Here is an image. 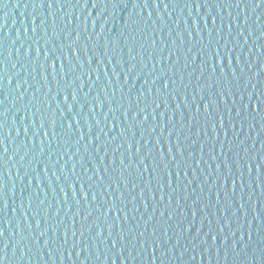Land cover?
<instances>
[{
  "label": "water",
  "instance_id": "1",
  "mask_svg": "<svg viewBox=\"0 0 264 264\" xmlns=\"http://www.w3.org/2000/svg\"><path fill=\"white\" fill-rule=\"evenodd\" d=\"M202 2L203 0H201ZM209 2L211 3L212 0ZM218 2L223 4L224 0H218ZM114 3L115 6L113 0H98L95 7L89 0L86 8L84 4H81L79 8L73 10L71 5L60 8V5L55 6V3L53 8L49 9L46 6L47 0H45L44 8L34 6L33 0H0V37L4 38V55L8 57V73L12 76L11 84H8L7 79L4 82L5 92L8 90L11 93L7 101L9 114L4 135L9 149L8 156L12 157L4 172L8 186L7 218L11 220V225L6 227L5 234L8 235L10 231L16 232L15 239H18L20 233L17 232V222L19 221L24 230V243L30 246L27 255L19 261V264H80V260L86 253H82L78 258L73 251L72 260H68L67 251L71 250V243L74 239L71 235L72 222L75 221L74 227L79 229L81 217L89 211V206L92 215L85 224L86 226L91 225V228L84 232L83 239L85 243H91L93 247L87 253L90 258L86 260L85 264H113V259H115V264H121L122 260L124 264H261L258 251L259 247H264V241L260 240L258 231L261 222L256 220V227H252V224L254 223L253 216L259 214L258 209H260L261 215H264V193L258 188L254 194H251L252 203L250 204L249 194L241 193L238 186L235 192L236 206L238 207L241 203L239 197L244 195L242 202L245 204L247 215L245 216L244 212H241L239 216L234 215L230 206L233 199L231 183L229 182L227 185L228 195L226 196L224 189L220 187V183L223 185L224 181L216 180L218 173L215 171V163L222 162L224 157L221 156L219 145L215 140L205 139V135H211L210 128L207 129L206 134L202 133L199 137L195 134L196 130L192 129V134L189 135L187 142L190 143L193 139L197 140L195 155L188 158L193 163L190 168L181 170V177L178 181L175 176L173 177L174 186L176 184L179 186L171 200H169V189L161 190L155 180L151 182L152 191L149 193L145 182L148 180L151 170L145 173L142 179L139 178L134 166L125 170L124 175L129 180L127 187L122 180H118V173L122 167L119 156L122 152L126 155V145L125 148H121L114 154L112 148L118 141L108 143L106 146L108 151L105 156L104 150L95 151V143L92 145L87 143L88 125L91 124L93 133L99 131L96 119L101 121L100 126L109 135H116L118 132V129H112L109 132L107 126L108 121L115 123V120L113 115L108 113L105 91L107 97L117 102L121 101V86H123V95L127 96L128 88L135 83V88L132 90L133 98L141 88L147 92V89L152 87L154 92L155 87L160 85L162 80H157L153 85L152 77L162 70L171 75L168 69L173 61H176L174 70L176 84L179 86L177 92L183 93V96L177 94L176 99L173 100L170 91L167 97L168 109L165 110L163 105L156 109L155 122L152 120L151 107L149 108L148 123L157 124L155 131L145 132L146 137H151V144L155 143L157 136L163 140V135H167V127L161 135L162 130L158 126L162 119L159 113L164 111L163 120L167 121L168 115L171 114L172 123L175 124L172 137L173 151L175 152V136L177 132L181 131V111L184 112L183 132L188 133L189 131L188 109L184 107V96L187 97V103L191 105L197 84L205 86L206 96L208 93L214 92L213 98L220 102L221 109L225 105L229 108L239 107L242 103L239 95H226L224 100L220 101V92L227 93L231 90L235 93L240 84L252 72L256 71L258 60L264 61V47H258V45H264V37H260L259 32L256 31L252 36H249L247 43L244 41V36L248 35L255 24V13L250 8H245L243 2L240 7L217 5L211 8L209 5L208 8L201 7L198 10L194 6L192 8L184 7L183 0L176 7L170 3L167 9L163 7V3L159 8L153 7L152 0H148L149 7L147 8L144 7L143 0H139L137 6L134 0H114ZM50 12L54 14L55 24H53V16L49 15ZM149 12L151 17H149ZM258 12L264 13V7ZM214 16L216 17L215 23H213ZM42 17L46 18L47 34L39 32L40 56L36 57L34 45L30 57H25L24 48L27 43L35 39L31 33L33 19L35 18V23L39 25ZM62 17L63 19H61ZM245 17H247V21ZM69 20L72 23H68ZM195 21L197 23H193ZM230 22L232 23L231 36L234 39L230 41L229 46L238 42V50L243 54L242 60L237 61V52L234 51L231 63L225 58L222 64H218L214 62V59L208 61L207 57L203 55L197 56L195 64L189 63L191 53L187 51L188 48L207 51L205 45L209 43L208 29H212L213 43L219 39L216 29H222L219 35L227 39V25ZM25 28L28 29L27 34L24 31ZM74 30L81 33L79 41L75 40L74 35H65L66 32L72 33ZM239 30H243L244 36L238 34ZM49 37H51V43L47 46L51 48L52 44H55L60 50V46L63 45L62 51L65 52V55L68 54L67 52L70 53V45L78 47L79 61L76 56L70 55L71 65L75 67L68 74L67 80L60 78V65L57 62L56 75L59 84L52 79L53 73L49 68L47 85H45V81L39 74V64L44 60V42ZM153 40L155 44L152 43ZM130 49L131 51H129ZM153 52L158 56L168 57V59L155 63L154 59H149ZM132 56H135V60L131 59ZM177 57H179L178 61ZM90 60L91 64L88 63ZM117 60H121L122 63H117ZM202 62L204 63V73L202 78L197 81L196 76L200 74L199 69ZM51 63L50 60L49 64ZM64 63L66 69L71 66L68 60H65ZM81 63L83 68L80 66ZM131 63H135L137 68L129 73L128 83H125L124 75ZM154 64L155 68L153 69ZM185 64L188 66L184 67ZM213 67L216 69L215 72L212 71ZM33 68L36 69L35 72H33ZM193 68L196 71L189 77L188 73ZM135 72L141 73L138 80L131 79ZM233 72L237 74L238 79H233ZM181 73L184 76L183 84L179 79ZM76 75H80L84 81L82 91L79 89L80 81H76L73 86L77 88V98L82 105L79 126L85 133V139L76 144L78 133L75 131L70 134V139L68 135L64 136L67 143L52 139L51 132L48 137H44L43 130L36 131L32 125L33 119L36 120L37 127L39 124L40 113L35 112V109L40 108L41 112L45 114V118L49 112H55L58 122L64 121L65 118L71 119L78 108L72 101L71 88L67 86L72 83V79ZM97 76H99V80L96 79ZM26 77L27 84L24 83ZM189 79H191V84H189ZM18 80L20 87L16 88ZM145 80H148V84H144ZM93 82L95 83L93 84ZM252 82L255 83L254 80ZM37 87H39L38 92L36 91ZM65 89L69 92L67 102L64 100ZM102 89L105 91H101ZM248 90H251L250 85ZM20 92H24L25 96L22 99H16ZM85 92L88 93L86 98ZM98 92L106 102L102 107L95 106L94 112H92L89 106L94 104V98ZM113 93H115L114 96ZM34 94L36 97L33 101L34 106H30L28 101ZM54 94L55 98H53ZM149 102L151 103V101ZM133 103H135L134 100ZM177 103L180 105L179 109H177ZM67 104L74 105L72 113L67 112ZM60 109L65 110V116L60 115ZM122 111L123 109L117 105L116 117L120 120H123ZM105 113H108L107 121H105ZM94 116L95 118H93ZM72 123L73 129H76V121L73 120ZM26 124L29 127L27 134L24 132ZM56 130L59 137L62 129L57 127ZM257 130L249 133L245 126L244 135L249 137L246 143L251 144ZM217 131L220 132V139L223 140V130L218 127ZM103 138L106 139V137ZM240 138L244 139V136ZM136 139H139V134ZM228 139H233L231 129H228ZM50 140L51 144H49ZM202 140L204 142L203 162L197 166L194 161L200 159L199 145ZM181 143L183 144L185 141L182 139ZM210 146H214L216 149L217 161L209 159L211 154L208 148ZM41 147H43V152H41ZM160 147L166 154L168 144L162 143ZM226 149L227 146H225V155H227ZM156 152L157 149H154L153 155ZM113 155L116 157V172L113 173V180H117V183H112L111 188L107 190L102 184H95L93 190L97 194V200H91L90 191L88 200L85 201L81 198L79 191L81 182L87 184L85 169H87V175H91L95 179L97 167L103 174L104 164L108 163V159ZM101 156H104V163L100 162ZM21 157L24 159L21 160ZM125 163L128 161L125 160ZM61 165H64L63 170ZM73 165H75L76 175L81 177L80 181H76V176L72 175ZM184 171L188 172L187 177L183 176ZM173 172H175L174 168ZM69 182H74L77 190L76 196L80 199L79 204L73 199L72 189L68 187ZM108 182L106 178L105 183ZM133 184H136V187H133ZM141 187H144L143 195L140 192ZM62 188L64 192H61ZM120 193H123V199L127 204L126 218L125 214L121 212L120 220L116 223V214L109 213V218L105 221L102 214L103 206L113 197L119 203ZM29 196H31V205H29ZM133 196H135V200L132 199ZM161 196H163V200H161ZM97 204L101 205L100 209L97 208ZM251 207L253 211H251ZM78 209L79 214H77ZM34 212L38 215H34ZM170 213L171 218H169ZM37 219L41 222L39 228L36 227ZM109 224L113 225L111 229L108 227ZM0 225H2V221H0ZM48 225L60 230L58 233L60 241L63 240L64 230H68L69 243L63 249L58 248L60 241L44 244V240L51 235V231L49 230L43 237L39 236V232ZM222 226L223 230L219 231ZM121 227L126 237L125 242L120 241ZM129 227H132V232L128 231ZM153 227L156 229L155 237L152 236ZM97 228L103 229L99 237L96 236ZM141 230H146V236L149 239L170 241L168 247L172 250L168 251V247H166L164 249L166 255H162L160 249L153 253L151 248L142 247L138 243ZM109 231L112 233L111 236L108 235ZM249 232H251L252 244L246 255L241 256L226 247V243L231 244V241L234 238L239 239L241 234L247 240ZM213 236H216L217 239L213 240ZM224 236H227V242L222 239ZM37 237L38 239H35ZM76 238H80L79 231H77ZM10 239L13 238L10 237ZM34 240L35 242H33ZM112 240H117L116 247H112ZM11 248L10 243L9 259L12 264H16V261L19 260V250L13 257ZM121 248L123 249L122 253L118 251ZM253 250H256L255 253ZM61 252L65 257L63 261L59 258ZM153 255L156 257L155 260L152 259Z\"/></svg>",
  "mask_w": 264,
  "mask_h": 264
},
{
  "label": "snow or ice",
  "instance_id": "2",
  "mask_svg": "<svg viewBox=\"0 0 264 264\" xmlns=\"http://www.w3.org/2000/svg\"><path fill=\"white\" fill-rule=\"evenodd\" d=\"M181 0H152V6L159 8L161 6V3H163V7L167 9L169 7V4L171 3L173 7H176L179 5ZM243 2L245 8H250L253 13H255V24L251 31H249L247 36H244L243 30H239L238 34L240 36H244V41L247 43V40L249 36L253 35V32L258 31L260 37H264V13L258 12L259 9L264 7V0H224L223 4L219 3L218 0H212L210 3L209 0H203L201 3V0H183V6L187 8H192L193 6L198 10L201 7L208 8L209 5H211V8L216 7L217 5H220L221 7H240V4ZM60 5V8H63L64 6L69 7V5L72 6L73 10L79 8L81 4L85 5V8L89 4V0H47V8L52 9L53 6ZM98 0H91V4H93L95 7L97 6ZM135 5L139 3V0H134ZM113 4L115 6L114 0ZM144 7H149L148 0H143ZM34 6H39L40 8L45 7V0H33ZM49 15L53 16V24H55V17L53 13H49ZM149 17H151V13L149 12ZM63 19V17L61 18ZM78 19V18H77ZM216 17H213V23H215ZM245 20L247 21V17H245ZM68 23H72V21H68ZM193 23H197L196 21ZM207 23V22H205ZM46 24V18L42 17L40 19L39 25L35 23V18L33 19V24L31 27V33L35 37L31 42L27 43V46L24 48V56L30 57L31 50L33 46L35 45V52L36 57L39 58L40 52H41V44H40V36L39 32H44L47 34V27ZM228 38L226 39L224 36L219 35V33L222 31V29H216V32L219 36V39L213 43L212 42V29H208L209 32V43L205 45V48L207 51H204L203 49L200 50H193V48H188V52L191 53V59L189 63L195 64L197 60L198 55H203L207 57L208 61H213L218 64H222L223 60L225 58L228 59V62L231 63L232 60V54L233 52H237L236 59L237 61H241L243 58V54L239 52L238 50V42L237 44L229 46L230 41L234 38L231 36L232 32V23L230 22L228 25ZM87 29L85 28V31ZM25 33L27 34L28 29H24ZM199 31V30H198ZM55 34V33H54ZM19 36V33L17 34ZM66 36L68 35H74L75 40L79 41L81 39V33L78 30H74L72 33H65ZM201 40H203V37H201ZM51 43V37L47 38L44 42V60L39 64V74L41 75V78L45 81V85H47L48 80V69L51 68L53 76L52 79L56 80L57 84H59V80H57V69L56 65L57 62H59V76L61 79L67 80L68 74L71 73L74 69V65H71L70 55L76 56L77 61H79V48L75 46L70 45V53L65 55V52L62 51L63 45L60 46V50H58L57 46L55 44H52V47L49 48L47 45ZM153 44H155V41H152ZM143 47V46H141ZM258 47H264V45H258ZM131 51V49L129 50ZM10 55V54H9ZM19 55V53H17ZM132 60H135V56L131 57ZM149 59H154L155 63H160L164 59H168V57L164 56H158L154 52L152 55H150ZM52 61L51 64H49V61ZM65 60L69 61V64L71 65L67 69L65 68ZM179 60V57H177V61ZM91 60L88 61L89 64H91ZM117 63H122L121 60H117ZM176 61H173L172 64L169 66L168 72L171 73V75H168V73L164 72L163 70L152 77V84L155 85L157 80H162V83L155 87V91L153 92V88L149 87L147 89V92L143 88L139 90V92L135 95L133 98L132 90L135 88V83L130 85L128 88V95H123V86H121V101L117 102L112 100L110 97H107V93L105 90V97L107 99V106H108V113H111L113 115V118L115 120V123L108 121L107 126L109 128V132L112 131V129H118V132L116 135H109V133L104 132V128L101 127V121L99 119H96V125L99 128V131L93 133V129L91 124L88 125V145H92L95 143V151L100 152L101 150H104V155H107V144L110 142H116L115 146L112 148L113 153L119 152L121 148H125V152L120 153L119 161L120 165L122 167L120 168V171L118 173V180H122L127 187L129 180L128 177L124 175L125 170L135 167L138 176L140 179L143 178L145 173H148L150 171V175L148 177V180L145 182V184L148 186L149 193H151V182L153 180L156 181L157 185L160 187L161 190L167 188L169 189V200L172 199L173 194L177 191V187L179 186L176 184L174 186V179L175 176L176 181H178L181 177V170L187 169L192 166L193 161L189 160V157H193L195 155V145L197 144V140L193 139L190 143H188V137L192 134V129L196 130V135L199 137L202 133L207 132V129H211V135L207 136L205 135V139L215 140L216 143L219 145L221 156L224 157L222 162L217 161L216 157V149L214 146H210L208 148L209 153L211 154L209 159L212 161H217L215 163V171L218 173L216 180H223L224 184L220 187L224 189V193L227 196L228 195V183L230 182L232 187L231 191L233 193V199L230 202V206L234 211L235 216H239L241 212H244L245 216L247 215V211L245 210V204L242 202L244 200V195H241L239 197L241 203H239V206H236V200H235V192L237 190V187L239 186V190L241 193L247 192L249 194V202H251V194H254L257 189L259 188L262 193H264V135H261V133H264V61L258 60L257 62V69L256 71L252 72L250 76H248L243 83L240 84L239 88H237L236 92L233 93L231 90L227 93H224L223 91L220 92V101H223L225 96H232V95H239L240 99L242 101L241 105L239 107H233L229 108L227 105L224 106L223 109H221L220 102L213 98L214 92H210L207 94V96L204 93V85L197 84L193 96H192V104L189 105L187 103V97L184 96L185 104L184 107L188 109V118H187V125L189 126L188 133L183 132L184 128V112H180L181 116V131L176 133L175 136V152L173 151V132L175 130V124L172 123L173 117L171 114L168 115L167 121L163 120V117L165 115L164 111H161L159 113L160 117L162 118L159 122V127L161 128L162 132L161 135H163V130L167 127V135H163V140L160 136H157L155 139V143L151 144V137H146L145 132H151L155 131V128L157 126L156 123L149 124V108L151 107V116L153 122L156 121V109L161 108L163 105L164 109H168V93L171 91V99L175 100L177 94L182 95L183 93H178V85L176 84V72L174 70V65ZM81 68H83V64L81 63ZM188 65L185 64L184 67H187ZM13 67H15V64H13ZM137 68V65L135 63H131L128 66V71L125 72L124 75V82L128 83L129 80V73L133 72ZM155 68V64L153 65V69ZM36 69L33 68V72H35ZM196 69L193 68L191 72L188 73L189 77L192 76L193 72H195ZM212 71L215 72L216 69L213 67ZM200 74L196 76V80L199 81L204 73V63L202 62L199 69ZM141 73L135 72L134 75H132V80H138L140 78ZM232 77L234 80L238 79L237 74L233 72ZM5 79H7L8 84H11L12 82V76L8 73V57H5L4 55V38L0 37V221H2V225H0V264H12V261L9 259L8 250L9 245L11 243L12 248V254L13 257L16 256L17 251L19 250V260L16 261V264H19L20 260H23L25 256L27 255V252L30 250V246L28 244L24 243L25 236H24V230L20 226L19 221L17 222V232L20 233L19 238L15 239L16 232H9L8 235L5 234L6 227H9L11 225V220L7 218V209L9 207L8 203V186L4 178V172L7 170V165L9 163V160L12 159L11 156H8V146L6 143V137L4 135L6 124L8 121V114H9V107L7 105V101L11 95L10 91L7 90L5 92ZM35 79V77H33ZM99 80V76L96 78ZM180 82L183 84L184 76L183 73H181ZM255 81L253 83L252 81ZM76 81H80L79 83V89L82 91L84 87V81L80 75H76L72 79V83L69 84L67 87L71 88V98L72 101L75 102V105L77 106L78 110L75 112V114L71 117V119L65 118L64 121H57L55 112H49L47 114V118H45V114L41 112L40 108H36L35 112L40 113L39 118V124L38 127L36 126V120H32V125L35 128L36 131L43 130V136L48 137L49 132H51L52 139H57L58 142H64L67 143L66 140H64V136L68 135L69 139L70 134L75 131L78 133V137L75 141L76 144H79L80 141L85 139V133L82 128L79 126V117L82 111V105L80 101L78 100L77 96V88L73 85L76 84ZM24 83L27 84L28 80L27 77L24 80ZM95 82H93L94 84ZM144 84H148V80L144 81ZM189 84H191V79H189ZM251 86V90H248V86ZM30 86V85H29ZM20 87V81L18 80L16 83V88ZM186 87V86H185ZM91 90V89H90ZM36 91H39V87H37ZM51 91V89H49ZM115 93H113V96ZM25 96L24 92H20L19 95L16 97V99H22ZM85 98L88 96V93H84ZM69 92L67 89L64 90V100L65 102L68 101ZM53 98H55V94L53 95ZM36 99L35 94L31 99H29L28 104L30 106L33 105V101ZM133 100L135 103H133ZM151 101V103L149 102ZM106 100L102 99L100 96V93L98 92L94 98V104L90 105V111L94 112L95 106H104ZM117 105H119L120 108L123 109L122 116L123 120H120L118 117H116V111H117ZM59 107V105H57ZM73 104H67V112L72 113L73 112ZM180 108L179 103H177V109ZM108 113H105V121H107V115ZM35 115V113H33ZM60 115L65 116V110L60 109ZM235 117V118H233ZM95 118V116L93 117ZM73 120L76 121V129H73ZM171 124V126H168ZM66 125V126H65ZM247 126L249 133H251L253 130H256L255 136L252 138L251 144L246 143L248 140V136L244 135V128ZM57 127L62 129V132L59 134L57 133ZM220 128L223 130L224 139H220V132L217 131V128ZM228 129L232 130V137L233 139H228ZM29 131V127L26 124L24 127V132L27 134ZM106 137L104 139L102 137ZM139 134V139H136L137 135ZM244 136V139H241L240 137ZM184 140L185 143H181V140ZM142 141V142H141ZM34 143V141H33ZM162 143L168 144L167 153L163 151V149L160 147ZM49 144H51V140L49 141ZM259 145V147H257ZM225 146H227V155H225ZM203 148H204V142L203 140L200 142L199 150L201 152V156L199 160L194 161V163L198 166L201 162H203ZM134 149V150H133ZM157 149V152L155 155H153V150ZM87 151V149H85ZM41 152H43V147H41ZM8 157L7 159L5 157ZM230 157V158H229ZM24 157H21V160H23ZM125 160L128 161V163H125ZM100 162L104 163V156L100 157ZM64 165H61V169L63 170ZM173 168L175 169V172H173ZM116 172V157L113 155V157H110L108 159V163L104 164L103 167V174L100 173V169L97 167L95 179L93 176L87 175V169H85V175L87 179V184L84 182H81L79 185V191L80 196L85 201L88 200L89 192L91 191V200L96 201L97 200V194L93 190L94 185L97 183H100L103 185L104 189L107 190L111 188L112 183H117V180H113V173ZM130 174V173H129ZM72 175L76 176V181H80L81 177L76 175L75 173V165H73ZM188 172L184 171L183 176L187 177ZM109 181L108 183H105V180ZM215 182V181H214ZM191 183V181H189ZM133 187H136V184L132 185ZM68 187L72 189V196L73 199L76 201L77 204L80 203V199L76 196V188L74 186V182H69ZM14 189V186H13ZM61 192H64V189H61ZM141 195H143L144 187L140 188ZM13 190V195H14ZM133 200H135V196L132 197ZM161 200H163V196H161ZM219 202V201H218ZM121 204H123V207H121ZM29 205H31V196H29ZM70 207V206H69ZM97 208L100 209L101 205L97 204ZM126 209L127 204L126 201L123 199V193H120V199L119 203L117 202V199L115 197L111 198L108 203H106L103 206V216L105 221L109 218V213H115L116 214V223L120 220L119 214L123 212L125 214L126 218ZM251 211H253L251 207ZM258 216H253L254 223L252 224V227H256L255 221L260 220L261 224L259 226V233H260V240L264 241V215H261L260 209H258ZM34 215H38V213H33ZM77 214H79V209L77 211ZM91 207L89 206V211L83 214L81 217V223L80 228L76 229L74 227L75 221H73V227L71 230V235L74 237L71 243V250L67 251V259L72 260L73 257V251L75 252L76 257H80L82 253H86L83 259L80 260V264H85L86 260L89 259V255L87 253L89 252V249L93 247L91 243H85L83 237L84 232L86 230H90L91 225L85 224L86 221L89 220L91 217ZM169 218H171V213L169 214ZM151 219V218H150ZM7 221V223H5ZM40 220H36V227H40ZM94 223V221H93ZM112 224H109V229L112 228ZM30 227V225H29ZM51 231V235L48 236L44 240V244L48 245L50 243H56V241H60V235L59 229L56 227H53L52 225H48L43 231L39 232V236L43 237L48 231ZM187 230V229H185ZM223 230V226L219 231ZM77 231H79L80 238L77 237ZM102 228H97L96 236L99 237L102 233ZM129 232H132V227L128 228ZM238 231H240L238 229ZM120 241L125 242L126 237L124 235V230L121 227L120 228ZM156 229L153 227L152 229V236L155 237ZM31 234V233H30ZM63 240L60 241V244L58 245V248L63 249L65 245H68V230L65 229L63 232ZM109 236L112 235L111 231L108 233ZM233 236L235 237V234L233 233ZM12 237L13 239H10ZM140 239L138 240V243L142 247L151 248L152 252L155 253L157 249L161 250L162 255H166L164 249L168 247L170 244V241L168 240H160V239H149L146 236V230H141L139 233ZM35 239H38L35 238ZM213 240L217 239L216 236L212 237ZM227 242V236L222 237ZM35 242V240L33 241ZM179 243V241H177ZM117 240H112L111 245L112 247H116ZM252 244V236L251 232L248 233V239H244V235L241 234L239 239H233L231 241V244L226 243V247H229L230 250L233 252L239 253L241 256L246 255L248 250L251 248ZM172 249L168 247V251H171ZM118 251H123V249H118ZM256 250H253L255 253ZM259 257L261 264H264V247H259ZM60 260L63 261L65 259L63 252H61ZM152 259H156L155 255H153ZM113 264H115V259H113ZM121 264H124L123 260L121 261Z\"/></svg>",
  "mask_w": 264,
  "mask_h": 264
}]
</instances>
